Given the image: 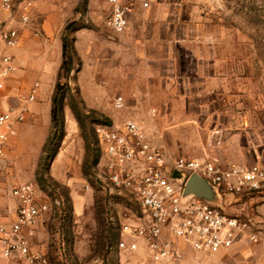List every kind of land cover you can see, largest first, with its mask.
Instances as JSON below:
<instances>
[{"label":"rangeland","instance_id":"374dc122","mask_svg":"<svg viewBox=\"0 0 264 264\" xmlns=\"http://www.w3.org/2000/svg\"><path fill=\"white\" fill-rule=\"evenodd\" d=\"M72 1L76 3L73 11L66 12L65 0H34L35 16L31 26L24 29L22 43L16 49L22 50L15 55L17 70L11 76L13 81L8 88L15 92L20 86L26 94L39 81L41 86L34 102L39 112L31 119V126L23 136L20 133L16 138L0 166V210L6 208L0 212V221L1 218L6 221L12 218L15 209L10 193L12 187L21 182H33L50 209L36 228L32 243L35 248L45 250L50 264H167L153 261L143 248L136 252L119 249L117 238H120L121 221L135 217L140 211L129 197L118 195L101 180L103 171L96 129L108 121L113 123L112 117L119 116L123 121L138 119L153 129L159 140L162 136L151 122L163 119L166 124L179 123L169 133L168 147L157 141L172 158H208L223 165L264 164V0L184 1V71L188 79L186 84L176 88V92L178 96L192 95L194 98L182 100L172 95L167 100L152 101L151 110H148L150 115L129 116L128 111H136V108L127 107L124 96V106L117 108L114 102L122 95L120 92L105 99L103 111L92 113L95 109L86 106L80 90V70L77 69L82 65L76 63L72 72L74 78L70 81L72 90L66 91L64 99L66 134L54 158L41 166L43 148L52 131V118L48 124L47 114L51 116L63 60V54L56 56L58 38H61L62 28L65 33L66 26L72 23L67 38L74 44L78 28L94 25L93 20L84 17L87 0ZM55 2L60 6L56 18L53 17ZM101 2L100 24L106 39H110L105 46L112 48L111 41L124 33L118 34L119 37L112 34L109 28L111 8L105 7V0ZM36 31L40 34L36 35ZM42 46L46 55H51L53 69L46 68L50 76L40 78L33 62L39 57L38 49ZM110 54L105 51V63L107 60L109 64L113 62ZM189 61L215 63L198 66ZM105 65L99 80L104 88L113 89L112 75L108 76L112 69ZM17 74L27 78L26 84L21 86L14 81ZM88 78L97 79L90 75ZM86 87L91 94V87ZM163 103L169 108L167 113L161 110ZM172 105L175 106L174 115L170 110ZM227 208L246 220L256 221L261 241L250 243L264 245V193L239 197ZM213 254L187 248L181 264H208L198 257Z\"/></svg>","mask_w":264,"mask_h":264},{"label":"built area","instance_id":"2783aa9c","mask_svg":"<svg viewBox=\"0 0 264 264\" xmlns=\"http://www.w3.org/2000/svg\"><path fill=\"white\" fill-rule=\"evenodd\" d=\"M108 3L112 9L109 25L117 33L126 32L131 6L125 0ZM34 9V0H0V92L6 90L17 70L12 50L21 45ZM39 87L37 81L28 93L17 94L16 110L0 111V166L20 126L30 116ZM114 105L122 108L123 97L117 96ZM96 130L101 146V180L118 195L129 197L140 211L121 221L120 250L136 252L143 248L155 262L181 264L187 248L218 253L233 249L240 241H261L257 222L231 213L227 205L239 197L264 193V164L223 165L208 158H172L155 142V133L135 119L126 120L121 127L98 125ZM175 172L184 179H175ZM194 173L217 188L224 209L195 196L184 199L185 183ZM10 193L15 215L0 223L1 256L23 264H50L47 253L32 243L36 228L49 212V203L40 198L33 182L18 183Z\"/></svg>","mask_w":264,"mask_h":264},{"label":"crops","instance_id":"0c3cea01","mask_svg":"<svg viewBox=\"0 0 264 264\" xmlns=\"http://www.w3.org/2000/svg\"><path fill=\"white\" fill-rule=\"evenodd\" d=\"M184 1L185 0H125V2L127 4L129 3L131 6V10L128 14V29L124 32L123 36L119 37L118 34L120 33L114 31L109 25L112 34H117L119 39L112 40V48H107L105 44L106 41L109 43L110 39H106V33L103 31L100 24V20L102 19V2L101 0H87V10L84 17L88 20H93L94 25L92 27L83 26L78 28L75 32L76 39L74 44L82 65L79 71L80 90L82 91L88 108L103 111L105 99L111 97L116 92H120L122 93L120 96H124L127 101L126 106L129 108H136V111H128V115L141 118L144 115H150L148 110H151L152 104L154 103H152V101L159 99L167 100L170 99L172 95L182 100H191L194 98L192 95L178 96L176 92V88L186 84L188 79L185 77L187 73L184 71L186 64L184 60V51L186 50V14ZM65 2L67 5L64 8L65 11L72 12L76 3L73 4L72 0H65ZM55 3L56 9L53 15L54 18H56L55 16L60 12L59 3ZM104 4L106 8H111L108 0H105ZM35 13L36 9H34V16ZM63 35L64 27L61 31V38H58V43L56 44L55 50L56 56L58 57L63 54ZM16 49L17 48L12 50L14 56L18 51L22 50ZM106 50L108 54L111 53L109 57L113 56V62L111 64L108 63V60L107 63H105L104 57ZM189 50L192 49L189 47ZM38 54L39 57L34 59L33 66L36 73H38L41 78L43 76H48L49 73H47L45 69L49 66L50 69H53V66L51 55L49 53L46 55L43 46L38 49ZM58 57L56 60L59 59ZM58 62L59 60L57 63ZM192 63L200 66L201 64L207 63L210 65L215 62L189 61V64ZM105 64H108L112 69L110 73L108 72V76L109 74L112 75L113 89L104 88L102 85L103 82L101 83L99 80L101 72L104 73L103 69L106 66ZM89 75L92 77L96 76L97 79H90L88 78ZM12 81L13 80L9 79L6 90L0 92V111L4 108V98L6 96H16L24 91L20 86L15 92L11 91L12 89H10L11 87L8 88V84L10 86ZM14 81L18 84L20 83L22 86L26 84L27 78L17 74ZM86 86L91 87V94L88 93ZM183 91L182 93H185ZM39 96L41 97V94H39ZM174 109L175 106L172 105L170 107L172 115L176 114L173 113L175 112ZM161 110L167 113L169 108L163 103ZM36 112H39V109L34 107L33 103L30 116L26 122L20 126L18 136L21 133L22 137L26 129L31 126L30 121L33 117H37ZM47 118L48 124H50V113L47 114ZM112 119V125L115 127H121L125 123L119 116L116 118L112 117ZM151 123L157 127L156 129H158L162 136L159 137V140L156 137L155 142L162 141L163 144L168 147V145H170L169 133L174 131L179 123L172 122L166 124L163 119ZM152 131L154 132L153 129ZM13 146L14 143L12 147ZM5 209L6 208L0 210V212L5 211ZM14 215L15 212L12 213V218L10 217L8 219H13ZM2 222L7 221L1 218L0 223ZM263 249V244L240 241L229 251H221L213 255L198 257V260H204L208 264H264ZM0 264L23 263L4 259L1 256L0 244Z\"/></svg>","mask_w":264,"mask_h":264},{"label":"trees","instance_id":"16d2710c","mask_svg":"<svg viewBox=\"0 0 264 264\" xmlns=\"http://www.w3.org/2000/svg\"><path fill=\"white\" fill-rule=\"evenodd\" d=\"M71 25L72 23L66 26L65 33L63 35V60L58 74V82L56 84L55 92L52 99V131L43 148V155L40 162L41 166L48 162L51 157L54 158L58 148L60 147L61 141L63 140L66 134L64 118V99L66 97V91L72 90V88L70 87V81L74 78L72 72L75 69V65L76 63H78V65L81 64V61H79V57L75 48V44H72L67 38V32L70 30ZM79 68L77 69V71L80 70ZM63 79L66 80V83H62ZM91 112L96 113L97 111L91 110ZM76 115L78 119H80V115L78 113H76ZM106 124L112 123L108 121ZM96 144L97 150L101 154V146L99 144V138L97 136V133ZM89 145H92V143L90 142ZM117 239L119 240V236Z\"/></svg>","mask_w":264,"mask_h":264},{"label":"water","instance_id":"95a60500","mask_svg":"<svg viewBox=\"0 0 264 264\" xmlns=\"http://www.w3.org/2000/svg\"><path fill=\"white\" fill-rule=\"evenodd\" d=\"M19 106V101L16 96H6L4 98V108L6 110H16ZM4 160L1 162L3 164ZM175 179L183 180V176L177 172L174 173ZM195 196L202 198L216 206L224 209L223 198L218 192L217 188L208 180L202 178L198 173L192 174L185 183L183 197L184 199Z\"/></svg>","mask_w":264,"mask_h":264}]
</instances>
